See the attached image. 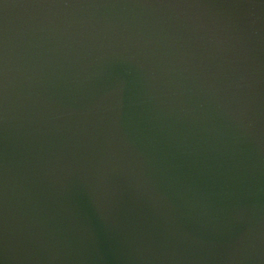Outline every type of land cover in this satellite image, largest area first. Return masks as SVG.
Instances as JSON below:
<instances>
[{
	"label": "water",
	"instance_id": "95a60500",
	"mask_svg": "<svg viewBox=\"0 0 264 264\" xmlns=\"http://www.w3.org/2000/svg\"><path fill=\"white\" fill-rule=\"evenodd\" d=\"M0 264H264V0H0Z\"/></svg>",
	"mask_w": 264,
	"mask_h": 264
}]
</instances>
